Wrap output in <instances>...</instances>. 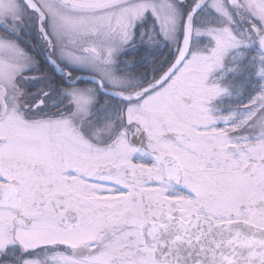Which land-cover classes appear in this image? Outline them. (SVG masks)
I'll return each mask as SVG.
<instances>
[{
  "label": "snow or ice",
  "instance_id": "1",
  "mask_svg": "<svg viewBox=\"0 0 264 264\" xmlns=\"http://www.w3.org/2000/svg\"><path fill=\"white\" fill-rule=\"evenodd\" d=\"M0 264H264V0H0Z\"/></svg>",
  "mask_w": 264,
  "mask_h": 264
},
{
  "label": "flooded vegetation",
  "instance_id": "2",
  "mask_svg": "<svg viewBox=\"0 0 264 264\" xmlns=\"http://www.w3.org/2000/svg\"><path fill=\"white\" fill-rule=\"evenodd\" d=\"M32 43L39 44L40 47H43L42 43L39 40V37L35 35V33L31 34L30 37ZM174 53V49H170L167 44L158 46L157 49L153 52V54L149 57V59L152 61L151 66L144 64L142 67H139L137 70L139 73H141L143 76H146L148 79H151L152 76L156 75V69H158L161 65L166 66V62L171 60ZM147 69V71H145ZM39 87V85H35L33 87L29 88V91H35L36 88ZM35 99H39V95L33 98V102ZM50 98L45 99V104L48 105ZM241 102L246 103V100H243Z\"/></svg>",
  "mask_w": 264,
  "mask_h": 264
}]
</instances>
